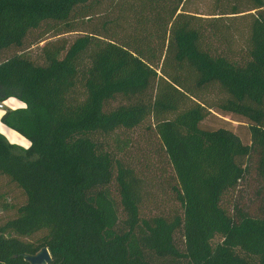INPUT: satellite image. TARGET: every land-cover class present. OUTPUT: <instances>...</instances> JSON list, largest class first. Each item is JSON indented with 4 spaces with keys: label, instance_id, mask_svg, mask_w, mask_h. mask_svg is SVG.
I'll return each mask as SVG.
<instances>
[{
    "label": "trees",
    "instance_id": "obj_1",
    "mask_svg": "<svg viewBox=\"0 0 264 264\" xmlns=\"http://www.w3.org/2000/svg\"><path fill=\"white\" fill-rule=\"evenodd\" d=\"M104 1L0 0V101L25 103L1 121L30 141L0 129V178L26 195L0 194L15 208L0 264H33L45 246L50 264H264V192L256 211L235 198L252 172L264 186V0H216L207 15L189 0H114V17ZM35 31L41 61L4 57ZM227 115L249 141L208 122ZM147 120L173 172L172 213H144L149 180L112 146Z\"/></svg>",
    "mask_w": 264,
    "mask_h": 264
},
{
    "label": "rangeland",
    "instance_id": "obj_2",
    "mask_svg": "<svg viewBox=\"0 0 264 264\" xmlns=\"http://www.w3.org/2000/svg\"><path fill=\"white\" fill-rule=\"evenodd\" d=\"M114 0H105L102 11H108L111 17L117 15L118 6L112 5ZM229 0H220L219 3H226ZM216 5V0H189L185 7L191 11H196L203 15H207L212 12V9ZM101 15L94 17L93 22L100 21ZM83 30H74L71 32H66L56 36H51L49 34L45 41L55 40L61 38V40H68L71 42L76 36H78ZM39 31L32 33L26 40L22 48H12L8 50L4 57H8L14 54L16 51L23 52L38 61H41V56L39 54L40 44L36 43L35 39ZM21 104H24L17 99ZM8 105V101L5 102ZM25 106V105H24ZM222 116V115H219ZM219 116H210L208 122L212 125H226L231 127L233 130L237 131L245 141L250 140L249 129L246 125L239 124L238 121L232 120L229 115L224 116L223 119ZM2 132L6 136L11 135L12 131L6 125L2 126ZM20 136V135H19ZM14 137V136H13ZM19 142L23 141L25 144L28 140L25 138H20L17 140ZM112 146L115 147L118 153L125 157L129 162L135 164L138 170L142 171L147 179L149 180L148 192L146 195L144 203V213H172L175 212L180 206L179 202L175 198V192L173 191L172 184H174V176L169 165V161L165 156L160 139L155 133L154 129L150 127V120L145 121L143 124L132 130H120L117 135L111 138ZM252 169L254 166L252 164ZM66 178H70V172L66 171ZM112 192L117 198V192L115 185H112ZM258 190L264 192V186L261 179L252 172L242 181V184L238 188V194L234 192L231 198V193L228 194V198L232 200L234 197L236 200H241L247 207H250L251 211H256L258 206V200H253L255 193ZM0 194H4V199L11 204H19L25 201V192L14 182L7 179L6 177L0 178ZM262 197L259 198V200ZM257 201V203H255ZM15 213V208L4 209L0 206V220L5 219ZM45 232H38L34 235L33 239L41 237Z\"/></svg>",
    "mask_w": 264,
    "mask_h": 264
},
{
    "label": "water",
    "instance_id": "obj_3",
    "mask_svg": "<svg viewBox=\"0 0 264 264\" xmlns=\"http://www.w3.org/2000/svg\"><path fill=\"white\" fill-rule=\"evenodd\" d=\"M26 258L33 264H50L52 262V254L46 246L36 254H27Z\"/></svg>",
    "mask_w": 264,
    "mask_h": 264
},
{
    "label": "built area",
    "instance_id": "obj_4",
    "mask_svg": "<svg viewBox=\"0 0 264 264\" xmlns=\"http://www.w3.org/2000/svg\"><path fill=\"white\" fill-rule=\"evenodd\" d=\"M17 99L18 98H15V97H11V98H9V99H7V100H2V101H0V109H2V110H6V109H16V108H18V107H22V106H24L25 105V103L23 102V101H21V102H23L24 104H21V103H19L18 101H17ZM6 101H8V105H6ZM23 137V136H22ZM27 140H29V139H27ZM13 142V141H12ZM16 143H20V144H22V145H25V146H27L29 143H30V141L27 143V144H25L24 142H16Z\"/></svg>",
    "mask_w": 264,
    "mask_h": 264
},
{
    "label": "crops",
    "instance_id": "obj_5",
    "mask_svg": "<svg viewBox=\"0 0 264 264\" xmlns=\"http://www.w3.org/2000/svg\"><path fill=\"white\" fill-rule=\"evenodd\" d=\"M4 113V110L0 109V129L2 131V126L5 125L2 121H1V115ZM7 126V125H6ZM8 127V126H7ZM9 128V127H8ZM11 129V128H9ZM12 133L11 135L7 136V138L10 140V141H13V142H18L17 140L20 138H22V134H20L18 131L14 130V129H11ZM4 133V132H3ZM6 135V134H5ZM20 135V136H19ZM14 136V137H13ZM24 138V136H23ZM25 140H27V138L25 137ZM29 141V140H28ZM23 142V141H22ZM27 144V143H26Z\"/></svg>",
    "mask_w": 264,
    "mask_h": 264
}]
</instances>
